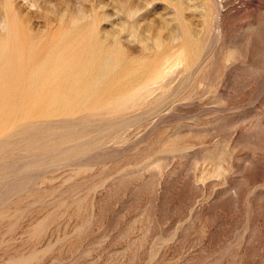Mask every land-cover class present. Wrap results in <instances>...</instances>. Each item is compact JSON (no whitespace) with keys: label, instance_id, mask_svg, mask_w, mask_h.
<instances>
[{"label":"rangeland","instance_id":"1","mask_svg":"<svg viewBox=\"0 0 264 264\" xmlns=\"http://www.w3.org/2000/svg\"><path fill=\"white\" fill-rule=\"evenodd\" d=\"M0 70V264H264V0H0Z\"/></svg>","mask_w":264,"mask_h":264},{"label":"bare ground","instance_id":"2","mask_svg":"<svg viewBox=\"0 0 264 264\" xmlns=\"http://www.w3.org/2000/svg\"><path fill=\"white\" fill-rule=\"evenodd\" d=\"M7 56L9 57L8 54H7ZM36 58H37V57H36ZM38 58H39V57H38ZM8 60H9V59H8ZM38 60H39V59H38ZM18 61H19V60H18ZM14 62H15V61H14ZM19 62H21V61H19ZM23 63H24V62H23ZM22 65H24V64H22ZM22 65H20V66L22 67ZM7 66H8V64H7ZM25 67H26V66H25ZM5 70H6V69H5ZM0 71H1V70H0ZM17 72H19V71H17ZM21 72H22V71H21ZM16 74H17V73H16ZM20 75H21V74H20ZM34 76H35V75H34ZM17 77H18V76H17ZM19 77H20V76H19ZM20 78H21V77H20ZM7 79H8V78H6V80H7ZM17 79H19V78H17ZM26 79L28 80V77H27ZM26 79H25V82L27 81ZM9 80H10V79H9ZM15 80H16V79H15ZM21 80H22V79H21ZM21 80H20V81H21ZM23 81H24V80H23ZM3 82H5V81H3ZM6 82H7V81H6ZM12 82H13V81H12ZM15 82H16V81H15ZM18 82H19V81H18ZM30 82H31V81H30ZM23 83H24V82H23ZM27 83H28V82H27ZM5 84H6V83H4V85H5ZM8 84H9V82H8ZM15 84H16V83H15ZM2 85H3V84H2ZM12 85H14V84L12 83ZM18 85H19V84H18ZM1 87H2V86H1ZM21 87H22V85H21ZM13 88H15V87H13ZM13 88H12V89H13ZM19 89H20V88H19ZM21 89H22V88H21ZM26 89H29V88L26 87ZM24 90H25V89H24ZM24 90H23V91H24ZM2 91H5V90L2 89ZM19 91H20V90H19ZM21 91H22V90H21ZM21 91H20V92H21ZM28 91H29V90H27V92H28ZM9 92H11V89H10ZM13 92H14V91H13ZM18 93H19V92H18ZM18 93H16V95H17ZM1 95H2V94H1ZM4 96H5V95H4ZM0 97H1V96H0ZM8 98H9V97H8ZM8 98H7V100H8ZM9 101H10V100H9Z\"/></svg>","mask_w":264,"mask_h":264}]
</instances>
